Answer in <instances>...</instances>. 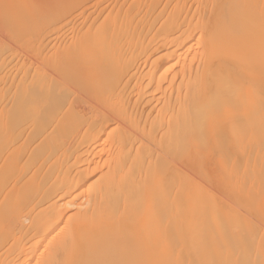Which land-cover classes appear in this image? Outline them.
Wrapping results in <instances>:
<instances>
[{"label":"bare ground","instance_id":"bare-ground-1","mask_svg":"<svg viewBox=\"0 0 264 264\" xmlns=\"http://www.w3.org/2000/svg\"><path fill=\"white\" fill-rule=\"evenodd\" d=\"M0 264H264V0H0Z\"/></svg>","mask_w":264,"mask_h":264}]
</instances>
